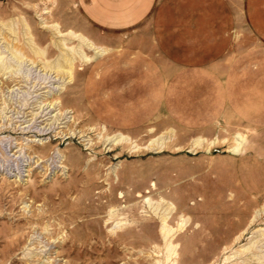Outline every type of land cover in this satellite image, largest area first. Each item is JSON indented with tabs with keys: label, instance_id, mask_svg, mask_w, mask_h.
I'll use <instances>...</instances> for the list:
<instances>
[{
	"label": "rangeland",
	"instance_id": "obj_1",
	"mask_svg": "<svg viewBox=\"0 0 264 264\" xmlns=\"http://www.w3.org/2000/svg\"><path fill=\"white\" fill-rule=\"evenodd\" d=\"M237 1L0 0V264H264V39ZM69 31L108 50L70 76L44 67Z\"/></svg>",
	"mask_w": 264,
	"mask_h": 264
},
{
	"label": "bare ground",
	"instance_id": "obj_2",
	"mask_svg": "<svg viewBox=\"0 0 264 264\" xmlns=\"http://www.w3.org/2000/svg\"><path fill=\"white\" fill-rule=\"evenodd\" d=\"M54 29V28H53ZM9 30L11 31V32H13L12 30H11V28H9ZM26 30V29H25ZM24 31V30H23ZM27 32V31H26ZM26 32H25V34H26ZM56 33L57 34H61V31L58 29V28H56ZM80 33V32H79ZM27 35V34H26ZM28 36V35H27ZM13 39V38H12ZM70 40V39H76L77 41H78V46H72V47H67V40ZM31 40V39H30ZM59 41V40H58ZM57 41V46L62 50L63 48L62 47H67V50H65V52L64 53H60V59H57L56 60V62H53V63H47L46 62V64L44 65V67L45 68H50V69H55L56 70V72H58V73H60V74H67V75H71V73H72V69H73V64H74V60H75V58H76V56H78L80 59H82L83 61H90L92 58H95V57H97V56H99V55H103L104 53H106L108 50L106 49V48H104V47H101V46H98V45H96L94 42H92L91 40H89L87 37H85V36H83V34L81 33V34H77V33H75V32H73V31H69L68 32V34L65 36V37H63V38H61V43H59ZM71 41V40H70ZM72 42V41H71ZM74 42V41H73ZM31 43V42H30ZM11 44V43H10ZM18 44V43H17ZM22 45V44H21ZM13 46V45H12ZM30 46H32V45H30ZM37 46V45H36ZM8 47V46H7ZM82 47H84V48H87V49H89V50H92L93 51V57H89V56H87L86 54H85V52H84V50H83V48ZM24 48V47H23ZM24 50H26V49H24ZM31 50H32V54H35V55H37V56H41V55H43V51H41V50H39V49H36V48H34V45L31 47ZM6 51V50H5ZM4 51V52H5ZM69 52H71V53H69ZM16 54H17V51L15 52V53H13V54H11L12 56H13V60L14 59H18V57L16 56ZM25 54V53H24ZM31 54V55H32ZM9 56V55H8ZM77 59V58H76ZM26 60V59H25ZM19 61V60H18ZM92 62V61H91ZM11 62H10V60H6L5 58H3L1 55H0V73L2 72L3 73V76H6L5 78H7V77H11L15 72L12 70V68H11V64H10ZM34 63V62H33ZM82 63V62H81ZM86 64V63H85ZM15 67V66H14ZM16 69V68H15ZM17 73V72H16ZM22 74V73H21ZM29 75V74H28ZM19 76V75H18ZM21 76V75H20ZM2 78V77H1ZM25 79V78H24ZM47 96V95H46ZM53 99V98H52ZM45 106V105H44ZM49 108V107H48ZM59 109V108H58ZM53 111V110H52ZM55 122H56V119H55ZM71 122V121H70ZM8 124V123H7ZM54 126V125H53ZM10 130V129H9ZM63 131V130H62ZM96 132V131H95ZM247 132V131H246ZM116 133V135H117V132H115ZM239 133V132H238ZM241 133V132H240ZM248 133V132H247ZM118 134H119V132H118ZM236 134V133H235ZM120 135V134H119ZM160 135V134H159ZM247 135V134H246ZM66 136V135H65ZM72 136V135H71ZM104 136H106V135H104ZM115 136V135H114ZM118 136V135H117ZM238 137H239V134L237 135ZM123 137H126V136H124L123 135ZM123 137H119L120 139H123ZM196 137V136H195ZM194 137V138H195ZM249 137V136H248ZM72 138V137H71ZM130 138V137H129ZM204 138V137H203ZM234 138V137H233ZM232 138V139H233ZM35 139V138H34ZM236 139V138H235ZM234 139V140H235ZM39 140H40V138H39ZM130 140V139H129ZM132 140H134V139H132ZM192 140V139H191ZM191 140H190V142H191ZM194 140V139H193ZM192 140V141H193ZM207 140V139H206ZM121 141V140H120ZM198 141V140H197ZM208 141V140H207ZM207 141H205V142H207ZM212 141V140H211ZM210 141V142H211ZM214 141H216V140H214ZM222 141V140H221ZM220 141V142H221ZM246 141V140H245ZM115 143H116V140L114 141ZM130 142H132L131 140H130ZM135 142V141H134ZM133 142V143H134ZM196 142V141H195ZM233 142V141H232ZM118 143V142H117ZM120 143V142H119ZM122 143H124V142H122ZM192 143H194V141L192 142ZM198 143V142H197ZM196 143V144H197ZM209 143V142H208ZM215 143V142H214ZM222 143V142H221ZM226 143V142H225ZM234 143V142H233ZM236 143V142H235ZM106 144V143H105ZM200 144H201V142H200ZM205 144V143H204ZM210 144V143H209ZM208 144V145H209ZM217 144V143H216ZM227 144V143H226ZM238 144V143H237ZM237 144H235V145H237ZM240 144V143H239ZM104 145V144H103ZM116 145V144H115ZM122 145V144H121ZM128 145H129V142H128ZM192 145V144H191ZM194 145V144H193ZM199 145V144H198ZM132 146H133V144H132ZM145 146V145H144ZM144 146H143V148H144ZM211 146V145H210ZM240 146V145H239ZM239 146H236L235 148L234 147H230V148H234L233 150L234 151H236L237 153H238V147ZM122 147V146H121ZM138 146L136 145V148H137ZM140 148H141V146H139ZM177 147H181V146H177ZM199 147V146H198ZM201 147L202 146H200V149H201ZM18 148V147H17ZM130 148H131V146H130ZM133 148V147H132ZM197 148V147H196ZM19 149H20V147H19ZM146 149V148H145ZM190 149V148H189ZM194 149V148H193ZM139 150V149H138ZM192 150V149H191ZM191 150H189V151H191ZM232 150V151H233ZM22 151V150H21ZM137 151V150H136ZM141 151V150H140ZM194 151V150H193ZM232 151H231V153H232ZM208 152V151H207ZM234 154V153H233ZM10 155V154H9ZM30 167V166H29ZM5 169V168H4ZM26 171V170H25ZM8 174V173H7ZM10 174V173H9ZM27 175V174H26ZM16 177V176H15ZM1 179V181H2V178H0ZM11 179H13V178H11ZM13 182V181H12ZM28 182V181H27ZM6 185V184H5ZM10 185V184H9ZM17 194V193H16ZM8 197V196H7ZM6 200V199H5ZM147 201H151V200H147ZM8 204V203H7ZM11 205V204H10ZM163 215V214H162ZM167 217V216H166ZM160 219H163L164 217H159ZM163 221V220H162ZM167 222V221H166ZM160 223H161V221H160ZM164 223V222H163ZM164 225V224H163ZM161 227V226H160ZM159 227V228H160ZM44 229V228H43ZM169 229V228H168ZM263 230V229H262ZM161 232V231H160ZM168 232H170V231H168ZM163 232H161L160 234H162ZM263 233V232H262ZM261 233V234H262ZM164 234H166V232H164ZM261 234H259L258 236H260ZM254 238V237H253ZM252 238V239H253ZM251 239V240H252ZM249 242H250V240H248ZM263 241H264V239H263ZM165 243V242H164ZM251 244V243H250ZM165 245H167V244H165ZM258 254H259V252H258ZM258 256V255H257ZM255 257V256H254ZM243 258V257H242ZM259 258V257H258Z\"/></svg>",
	"mask_w": 264,
	"mask_h": 264
},
{
	"label": "crops",
	"instance_id": "obj_3",
	"mask_svg": "<svg viewBox=\"0 0 264 264\" xmlns=\"http://www.w3.org/2000/svg\"><path fill=\"white\" fill-rule=\"evenodd\" d=\"M202 1L207 2V3L203 2L204 3L203 6H206L209 9L212 7V4L215 3L217 7H221L224 10L226 9V11L230 13L233 11V8L236 6L235 5L236 3L237 5H239V2L237 0H202ZM138 2L141 3V13L146 12L150 8L151 0H138ZM184 7L189 8V5L186 3ZM244 12L248 16V21L250 23L251 29L260 38L264 39V0H245ZM227 28L230 29V25H223L222 29L225 36L227 35V31H228ZM161 75H164L165 77V81L162 88L164 91H167L166 97H168V93H169L168 85H170L169 83H173V80L172 78H170V75L167 72L164 74L162 73Z\"/></svg>",
	"mask_w": 264,
	"mask_h": 264
}]
</instances>
